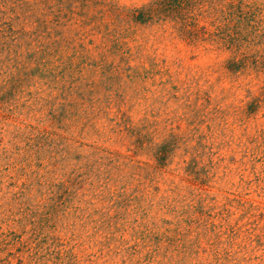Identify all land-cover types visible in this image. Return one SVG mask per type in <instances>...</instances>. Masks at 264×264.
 Here are the masks:
<instances>
[{
  "label": "rangeland",
  "instance_id": "374dc122",
  "mask_svg": "<svg viewBox=\"0 0 264 264\" xmlns=\"http://www.w3.org/2000/svg\"><path fill=\"white\" fill-rule=\"evenodd\" d=\"M0 0V264H264V0Z\"/></svg>",
  "mask_w": 264,
  "mask_h": 264
},
{
  "label": "trees",
  "instance_id": "16d2710c",
  "mask_svg": "<svg viewBox=\"0 0 264 264\" xmlns=\"http://www.w3.org/2000/svg\"><path fill=\"white\" fill-rule=\"evenodd\" d=\"M165 2L166 0H155V2L151 6L141 10L137 14V20L144 23L148 21L147 19H161L162 17H164V14L166 12L164 10Z\"/></svg>",
  "mask_w": 264,
  "mask_h": 264
}]
</instances>
